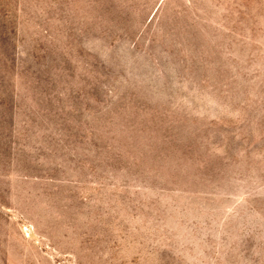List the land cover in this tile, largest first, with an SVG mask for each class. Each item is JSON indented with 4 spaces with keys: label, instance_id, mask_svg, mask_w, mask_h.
I'll use <instances>...</instances> for the list:
<instances>
[{
    "label": "rangeland",
    "instance_id": "rangeland-1",
    "mask_svg": "<svg viewBox=\"0 0 264 264\" xmlns=\"http://www.w3.org/2000/svg\"><path fill=\"white\" fill-rule=\"evenodd\" d=\"M0 264H264V0H0Z\"/></svg>",
    "mask_w": 264,
    "mask_h": 264
}]
</instances>
